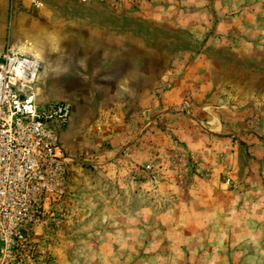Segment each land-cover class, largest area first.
Wrapping results in <instances>:
<instances>
[{
	"label": "rangeland",
	"instance_id": "374dc122",
	"mask_svg": "<svg viewBox=\"0 0 264 264\" xmlns=\"http://www.w3.org/2000/svg\"><path fill=\"white\" fill-rule=\"evenodd\" d=\"M4 44L71 106L26 264H264V0H0Z\"/></svg>",
	"mask_w": 264,
	"mask_h": 264
},
{
	"label": "built area",
	"instance_id": "2783aa9c",
	"mask_svg": "<svg viewBox=\"0 0 264 264\" xmlns=\"http://www.w3.org/2000/svg\"><path fill=\"white\" fill-rule=\"evenodd\" d=\"M12 3L17 0H10ZM91 2L93 0H80ZM41 10L43 4L32 1ZM42 62L15 46L0 54V256L3 264H26L36 252L37 229L70 194V160L58 129L71 106L42 108L34 86ZM17 262V263H15Z\"/></svg>",
	"mask_w": 264,
	"mask_h": 264
},
{
	"label": "crops",
	"instance_id": "0c3cea01",
	"mask_svg": "<svg viewBox=\"0 0 264 264\" xmlns=\"http://www.w3.org/2000/svg\"><path fill=\"white\" fill-rule=\"evenodd\" d=\"M5 45V44H4ZM0 45V48H3V50H2V52L0 53V54H2L3 52H4V48H6L7 47V45ZM22 49V48H21ZM24 49H26L27 50V53H31V50L29 49V48H24Z\"/></svg>",
	"mask_w": 264,
	"mask_h": 264
},
{
	"label": "bare ground",
	"instance_id": "6f19581e",
	"mask_svg": "<svg viewBox=\"0 0 264 264\" xmlns=\"http://www.w3.org/2000/svg\"><path fill=\"white\" fill-rule=\"evenodd\" d=\"M43 64V63H42Z\"/></svg>",
	"mask_w": 264,
	"mask_h": 264
}]
</instances>
